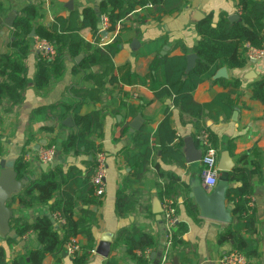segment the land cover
Returning a JSON list of instances; mask_svg holds the SVG:
<instances>
[{
  "label": "crops",
  "instance_id": "crops-1",
  "mask_svg": "<svg viewBox=\"0 0 264 264\" xmlns=\"http://www.w3.org/2000/svg\"><path fill=\"white\" fill-rule=\"evenodd\" d=\"M70 1H72V9L67 6ZM183 1L178 12L159 20L155 19L154 13H149L146 21H141L140 18L151 7L137 9L114 31H106L102 34V38L97 43L98 47H106L119 35L122 44L113 57L114 66L118 67L129 62L137 74L146 75L155 58L181 55L184 50L187 54L195 53L194 47L202 39L197 26L207 17L212 16L213 26H216L222 16L228 18L232 14H237L238 20H240L237 1ZM2 3L5 12L0 16V56L14 52V48L11 46L13 26H8L6 21L10 14H14L15 22L16 18L22 15L25 6L29 4L37 6L38 17H36L35 25H49L55 14L67 17L73 10L81 12L87 7L95 9L97 7V0H4ZM98 28L100 30V20ZM80 35L85 43L96 44L93 40L92 29L84 28ZM33 41L34 37L31 40L29 52L23 59L28 84L23 92L22 101L14 104L9 112L5 110V107L12 102L3 99L0 104L3 159H6L9 164H14L19 157H23L29 163V175L22 178L27 182L29 179L38 178L42 172L56 166H61L64 170L77 167L86 174L93 168H86L87 162L91 159L89 155L82 150L76 151L75 149L68 153L62 152V142L75 132L64 124L65 119L71 116H67L62 121L57 109L53 110V106L61 103L73 104L77 96L71 92L72 88L92 89L94 82L88 75L90 71L101 70L102 66L94 65L89 69L78 68L77 64L89 54V51L83 48L79 54L82 59L78 63L75 61L77 56L65 55L64 68L59 77L54 78L47 89H38L34 79L38 72L39 60L38 51ZM134 41L137 43L134 44ZM222 67L227 69L226 76L217 75ZM220 68L212 77L199 83L193 92L164 99H157L146 86L121 84L107 85L106 90L102 91L98 97L99 100L95 103L91 98L84 97L83 103L91 104L103 111L102 134L96 138V142L101 145L107 156L105 193L102 197H98L92 188L93 195L100 202L98 206L92 207V209L97 208L99 223L98 226L92 228L95 252H92L87 264H103L111 256L115 257L120 264H133L127 258L124 245L114 247L119 231L122 229L131 230L133 227L151 233L158 241L157 249L154 251L156 257L160 259L163 257L166 249L165 231H161L157 218L162 209L163 196H165L163 187L167 183H173L172 175L179 177V181L175 182L176 191H172L174 194L171 197L177 202L179 223L175 227V232L178 239L176 247L168 255L165 264H189V262L190 264H221L220 259L233 251L234 240L229 239L220 243L219 236L221 233L231 230L235 222L224 223L201 217L198 209L192 214L188 205L189 200L194 203L193 199L188 196L190 185L197 180H200L203 185L204 183L201 178L200 163L189 164L186 162V143L192 140L196 148L202 152L198 140L201 129H206L216 141L215 145L219 153L218 165L221 155L226 153L228 163L232 162L233 167L246 168L251 174L249 181L252 193L247 197L252 203L255 226L253 231H241L238 235L257 240L259 259L261 264H264V104L252 96V84L256 80L264 78V58L247 62L241 68L227 66ZM3 78L0 76V81ZM234 80H239L240 86L234 87L231 84ZM124 93L128 94L127 98ZM219 95L230 97V113L221 112L217 120L208 117L200 121L203 127L199 130L197 118L191 116L193 108L196 105L209 103ZM111 97L126 100V104L121 109H117L113 103L110 105ZM146 102L148 104H145ZM143 103L145 106L136 116L129 115V105L137 107ZM165 107L170 113L169 124L159 129L160 142L165 145L164 151L171 148L182 152L184 163L177 162L169 153L165 155L163 149L153 150L149 159L145 156L141 159L143 172L135 174L123 157L124 148L133 145L135 133H130L128 128V132L123 135V123H130L135 117L141 116L143 121L140 127L148 123L155 129L164 118L163 109ZM74 126L77 128L75 123ZM172 136H174L173 139ZM52 146L56 150L54 160L46 170H43L38 161L37 151L39 148ZM242 155H245L243 159H241ZM132 175H137L141 179V183L126 189V193L129 195L134 190L137 193L134 196V202L127 207V214L119 215L116 210L117 193L125 185V179ZM228 183V186H235L241 182L232 180ZM173 185L175 186V184ZM212 189L209 188L208 191L211 192ZM8 208L11 217H21L29 221L47 212L46 206L23 209L20 208L18 202H11ZM160 214L163 220L162 212ZM75 215H79V212L75 211ZM231 216H235L233 212ZM9 229H0V246L6 249L7 260H11L21 251V249L18 251L15 248L16 245L8 246L7 233ZM232 233L235 235L234 232ZM104 234L112 236L107 257L96 253ZM76 239L80 246H85L88 243L85 235L79 234ZM25 246L36 248L38 242L33 235H29L26 237ZM16 250L17 254L15 255ZM53 263L54 257L46 256L42 264ZM63 263L72 264L68 256H63Z\"/></svg>",
  "mask_w": 264,
  "mask_h": 264
},
{
  "label": "trees",
  "instance_id": "trees-1",
  "mask_svg": "<svg viewBox=\"0 0 264 264\" xmlns=\"http://www.w3.org/2000/svg\"><path fill=\"white\" fill-rule=\"evenodd\" d=\"M3 1L0 0V16L5 12ZM149 1L152 2L153 7L147 9V13L140 18L141 21H146L149 13H154L156 20L172 15L181 9L184 2L183 0H102L98 9L87 7L81 12L73 10L67 17L55 14L49 25H35L36 17H38L37 6L34 4L25 6L22 15H19L13 23L11 46L14 48V52L0 56V76L4 77L0 81V104L3 99L12 102L5 107V110L9 112L14 104L20 103L23 99V92L28 84L23 59L30 49L32 38L29 35L32 30L36 36L50 40L57 50L55 61H38L39 68L34 79L38 89H47L51 81L59 77L64 68L65 55L76 57L83 48L89 51V54L77 64V67L89 69L94 65L102 66L101 70L90 71L88 75L94 82L93 88L84 90L72 88L71 92L77 96L73 104L61 103L53 106V110L57 109L62 121L67 116H71L77 126V131L62 142V152L68 153L72 149L82 150L91 157L86 165V168L89 169L96 164V151L102 150L101 145L96 142V138L102 134L103 111L91 104L83 103L84 97L91 98L95 103L99 100L98 97L102 91L106 90L107 85L117 86V84L146 86L157 99L193 92L199 83L212 77L221 66L243 67L248 62L244 44L260 46L264 40V1L234 0L237 1L239 7L240 20L232 22L222 16L216 26H213L212 16H209L198 23L197 30L202 39L194 47L198 59L195 67L189 73L185 72L187 66L185 50L181 55L155 58L146 75L137 74L129 62L118 67L114 66L113 57L117 54L122 40L117 35L106 47H98L97 43L103 34L98 28L100 16L103 13L108 15L107 31H114L119 22L125 20L137 9L145 8ZM84 28L92 29L95 45L85 43L81 38L80 32ZM231 84L238 87L241 83L239 80H234ZM124 96L127 98L128 94L124 93ZM252 96L264 104V78L256 80L252 84ZM112 103L117 106V109H121L126 104V100L111 97L110 105ZM144 106V103L137 107L129 105V115L136 116ZM230 111V97L219 95L209 103L196 105L191 116L197 118V127L200 130L203 127L200 121L208 117L217 120L221 112L229 114ZM163 113L164 118L155 129L145 123L134 132L133 145L127 146L123 150L125 162L135 171V174L143 172L141 159L143 156L149 159L153 150L163 149L165 155L169 153L177 162L184 163L182 152L171 148L164 151L165 145L160 142L159 129L168 126L170 115L166 107L163 109ZM128 128L129 123H123V135L128 132ZM211 139L216 147V141L212 137ZM2 153V135L0 133V154L2 155ZM244 157L245 155H242L241 159ZM13 166L18 179L29 175V163L23 157H19ZM91 175L92 169L84 174L77 167L64 170L61 166H56L42 172L38 178L29 179L22 189L13 193L7 200V207L11 202H18L20 208L23 209L46 206L47 212L34 217L32 221L21 217L10 218V227L16 235L15 237L7 236L8 246L20 244L29 235L36 238L38 246L27 248L24 245L11 260H7L6 249L0 246V264H42L46 256L54 257L53 264H64L62 253L65 251V244L70 238H77L79 234L85 235L88 243L85 246H80V250L70 260L72 264H87L95 246L92 228L98 226L99 223L98 211L93 210L92 207L100 204L98 198L93 195L90 184ZM250 176L248 169L240 167H233L228 173L229 182L232 180L241 182L238 185L229 186L226 198L227 203L232 206V212L237 217V221L231 230L221 233L219 242L234 240L233 250L236 249L243 253L248 259L247 264H261L257 240L238 235L241 231H253L255 226L253 210L251 213H247L246 203L248 200L245 198L252 193ZM171 181L172 184L167 183L163 187V195L168 197H173L179 177L172 175ZM140 183L141 179L137 175L128 176L125 179V185L117 193L116 210L119 215L127 214V207L134 202V196L137 193L134 190L129 195L126 193V189ZM188 205L194 214L197 207L190 200ZM75 211H78L79 215H75ZM57 212L65 219L64 224H58L55 219L54 222L52 221ZM232 232L235 235H232ZM177 239L174 230L168 255L176 247ZM121 244L126 247L127 258L133 264H151L153 260L150 258V254L156 251L158 241L151 233L133 227L131 230L122 229L119 231L114 247ZM146 251L149 252L148 255L145 254ZM103 264L120 263L111 256Z\"/></svg>",
  "mask_w": 264,
  "mask_h": 264
},
{
  "label": "water",
  "instance_id": "water-1",
  "mask_svg": "<svg viewBox=\"0 0 264 264\" xmlns=\"http://www.w3.org/2000/svg\"><path fill=\"white\" fill-rule=\"evenodd\" d=\"M102 0H97V7L100 4ZM67 6L72 9V1H70ZM14 14H10L8 16V19L6 23L8 26L12 27L14 22ZM230 21L238 20L237 14H232L228 17ZM106 32V30L103 32V34ZM31 38L35 37V32L32 30V32L29 35ZM137 43V41H134V44ZM164 54V52H163ZM187 58V66L185 69L186 73H189L196 65V61L198 59V56L196 53H189L186 56ZM82 59L81 55H78L75 58V61L78 63ZM218 76H226L227 75V69L225 67H222L217 72ZM143 121V118L141 116H137L133 119L132 122L129 123V132L134 133L136 130L140 128V125ZM64 124L70 128L73 129L74 132L77 131V128L74 126L73 119L71 117H68L65 119ZM227 154L223 153L221 155L220 164L218 165V168L221 172V175H219V181L215 185V187L212 189V191H208L209 189L201 183L200 180H197L196 182L192 183L189 187L190 191L188 193L189 198L193 199L195 206L197 207L200 216L208 219H213L217 221H221L224 223H234L236 222V217L231 216L232 213V207L227 203V190L229 188L228 186V173L233 169V163H228L227 161ZM201 158V151H199L196 146L194 145L192 140H189L186 143V162L187 163H196L199 162ZM41 166L43 170H46L48 165L45 163H41ZM1 171H0V229L8 230L10 228V211L7 207L6 203L9 197L19 191L23 185L27 183L26 179H18L17 172L13 166V164H9L6 159H2L0 163ZM93 210H97V208H93ZM161 211L158 215V221L159 226L161 227V231H165L164 222L161 217ZM54 222V218L52 219ZM107 234V233H106ZM104 234L102 237V243L97 247L96 253L107 257L110 250V245L112 241V236ZM8 237H15L16 233L13 229H9L7 233ZM165 244V242H164ZM25 245V240L20 242V246L23 247ZM67 251H63L62 256H67ZM150 258L153 260L151 264H158L160 261V258L156 257L155 252H151ZM29 261V259H28ZM176 263V260H174Z\"/></svg>",
  "mask_w": 264,
  "mask_h": 264
},
{
  "label": "built area",
  "instance_id": "built-area-1",
  "mask_svg": "<svg viewBox=\"0 0 264 264\" xmlns=\"http://www.w3.org/2000/svg\"><path fill=\"white\" fill-rule=\"evenodd\" d=\"M146 7H153L152 2H148ZM119 22L117 27H119ZM109 26V19L106 13H103L100 16V32L107 31ZM119 29V28H118ZM34 46L38 51V60L45 62H53L57 56V50L55 45L48 39L34 37ZM244 47L246 49L247 61L263 59L264 58V40L260 46H252L249 43H245ZM198 140L202 147L200 165H201V178L204 185L209 188H214L218 182L220 170L218 168V150L214 146L211 139L210 133L206 129H201V132L198 136ZM56 154L55 147H42L37 151V157L40 163H45L48 166L52 164ZM96 164L92 168V175L90 177L91 187L94 189L95 195L102 197L106 190V177H107V156L105 151L98 150L96 151ZM3 159V156L0 154V163ZM248 200V197H245ZM251 202L248 200L246 207L248 208L247 213L252 212ZM162 216L165 226L164 239L166 243V249L163 257L160 259L158 264H165L168 258V251L172 245L173 234L176 225L179 223L177 202L175 199L163 196L162 201ZM54 219L58 224H64L65 219L57 212L54 215ZM19 251V244L15 246ZM17 250L14 254H17ZM80 250V245L76 238H70L65 244V251H67V256L69 258H74L75 253ZM91 252H95V249H92ZM140 254V252H138ZM146 255L149 254L148 251L145 252ZM247 257L239 252L238 250H233L230 253L226 254L220 259L221 264H247Z\"/></svg>",
  "mask_w": 264,
  "mask_h": 264
},
{
  "label": "rangeland",
  "instance_id": "rangeland-1",
  "mask_svg": "<svg viewBox=\"0 0 264 264\" xmlns=\"http://www.w3.org/2000/svg\"><path fill=\"white\" fill-rule=\"evenodd\" d=\"M39 161V160H38Z\"/></svg>",
  "mask_w": 264,
  "mask_h": 264
}]
</instances>
